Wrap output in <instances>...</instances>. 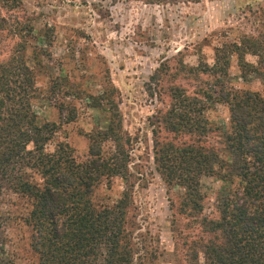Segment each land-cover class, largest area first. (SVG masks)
<instances>
[{
    "label": "rangeland",
    "instance_id": "1",
    "mask_svg": "<svg viewBox=\"0 0 264 264\" xmlns=\"http://www.w3.org/2000/svg\"><path fill=\"white\" fill-rule=\"evenodd\" d=\"M0 14L9 23L11 17H28L35 27L29 44L37 48L27 55L38 87L33 108L41 121L59 125L48 151L64 141L78 161L86 160L90 134L106 128L113 112L119 115V133L130 156L126 174L103 176L92 197L99 206H112L129 189L128 230L137 247L133 264H195L197 253L203 262V240L211 235L204 232L202 218L219 216L224 182L205 176L203 211L190 212L182 205V189L168 184L158 170L154 147L157 141L195 143L225 154L227 104L215 103L206 112L213 128L207 137L166 130L162 120L173 104V87L198 97L214 87L217 77L201 70L214 64L218 48L228 52L232 43L248 36L264 39V0H0ZM17 40L9 30L0 31V62L11 57ZM258 59L244 55V60ZM245 69L232 55L229 83L264 94L261 79L239 77ZM56 76L67 79L66 86L43 99ZM60 103L75 106L74 120L66 121L68 110L61 115ZM115 145L114 140L104 142V157ZM0 210L8 254L18 264H37L32 231L24 223L30 201L4 190Z\"/></svg>",
    "mask_w": 264,
    "mask_h": 264
},
{
    "label": "trees",
    "instance_id": "2",
    "mask_svg": "<svg viewBox=\"0 0 264 264\" xmlns=\"http://www.w3.org/2000/svg\"><path fill=\"white\" fill-rule=\"evenodd\" d=\"M11 18L9 23L0 14V31L6 29L13 38L19 37L11 57L0 62V195L8 190L30 201L24 223L32 231L37 264H133L137 247L128 230L129 189L112 206H99L92 197L103 176L126 174L130 156L127 141L119 133V115L113 112L106 128L90 134L86 160L78 161L73 147L64 141L48 151L46 146L59 125L41 121L33 108L38 87L35 65L27 55L37 48L29 44L35 27L28 17ZM263 40L248 36L232 43L228 52L218 48L214 64H204L201 70L217 77L203 96L188 95L179 86L172 88L173 104L162 122L175 133L207 137L213 130L208 109L215 103L229 106L230 126L228 130L223 127L224 155L202 144L155 143L158 170L168 184L182 189V205L190 212L203 211L201 181L205 176L224 182L218 196L219 216L202 218L204 232L211 236L203 240L204 261H198L197 253L195 264H264V94L235 88L229 83L232 78L227 80L231 57L236 54L240 69L248 70L239 77L248 82L258 78L264 84ZM246 53L257 55L258 61L244 60ZM66 80L52 78L50 95L43 99L56 96ZM58 106L61 115L69 111L66 121L76 118L75 106ZM107 140L116 145L104 157ZM4 223L0 210V264H18L6 251Z\"/></svg>",
    "mask_w": 264,
    "mask_h": 264
}]
</instances>
